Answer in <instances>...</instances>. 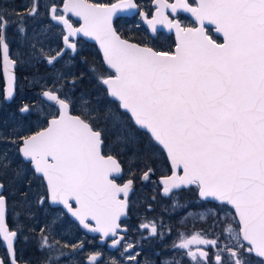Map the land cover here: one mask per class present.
<instances>
[{"label": "snow or ice", "instance_id": "snow-or-ice-1", "mask_svg": "<svg viewBox=\"0 0 264 264\" xmlns=\"http://www.w3.org/2000/svg\"><path fill=\"white\" fill-rule=\"evenodd\" d=\"M156 3V16L144 18L153 32L157 24L175 30L174 52L141 47L117 34L112 17L117 8L136 9L134 0H121L119 5L111 6L67 0L63 12L80 17V28H74L63 13L58 14L56 5L51 6L50 18L67 29L62 37L67 49H77V44L69 40L71 36L82 33L93 37L100 42L115 75L97 76L99 89L95 97L81 94L73 99L77 79L82 80L84 74H73L67 64L63 70L56 69L53 87L42 95L58 106V114L34 134L24 135L17 128L10 134L0 132V143L15 146L23 160L31 163L34 173L46 181L47 195L40 197L38 204L48 200L61 204L84 228L108 237L117 235L120 218L128 214L134 181L129 179L122 185L116 182L123 168L115 156L102 150L108 147L105 133L110 126L116 145L124 148L138 144V132L143 130V135L149 137L148 146L152 141L162 145L172 162L173 174L161 181L165 195L194 185L201 199L213 198L231 205L239 217V229L231 223L224 229L231 243L221 245L219 237L210 239L201 233L179 234L171 248L186 250L184 255L194 264H248L247 255L252 254L264 264V0H199L196 7L186 0L171 5L166 0ZM166 8L190 12L200 26L183 27L179 20L164 15ZM37 14L38 0H33L23 13L0 7V52L6 63L16 64V60L8 59L6 38L13 24L46 64L55 69L62 59V50L48 55L35 32L29 40L26 19ZM12 16L14 20H10ZM205 22L223 34V43L207 34ZM69 76L72 79L66 92ZM13 84L10 75L7 99L13 96ZM76 106L79 115L72 114ZM30 110L28 105L19 109L21 113ZM13 163L8 150H0V176H6L9 170L17 177L24 176L23 164L13 168ZM150 172L151 168L141 179H149ZM4 191L5 185L0 182V243L9 253L8 264H18L14 241L22 228L18 225L10 230L5 222ZM21 195L25 197L24 213L30 215L28 193L21 190ZM181 207L186 205L177 199L173 208ZM89 218L95 221V227L88 223ZM140 227L150 228L151 236L162 237L155 222ZM49 240V234L41 229L40 247L51 253L47 264H60V257L66 255L64 248L83 247L82 243L70 246L54 238L51 243ZM121 240L123 237L113 240V245ZM193 244L198 246L195 250L190 247ZM201 245L214 251L210 254ZM132 248L131 243L124 245L125 252ZM138 255L129 252L126 258L130 264H139ZM99 256L90 255L91 264H98ZM160 256L159 264H179L175 257L165 259L163 252ZM0 264H5L3 259ZM111 264L118 262L112 260Z\"/></svg>", "mask_w": 264, "mask_h": 264}, {"label": "flooded vegetation", "instance_id": "flooded-vegetation-1", "mask_svg": "<svg viewBox=\"0 0 264 264\" xmlns=\"http://www.w3.org/2000/svg\"><path fill=\"white\" fill-rule=\"evenodd\" d=\"M188 1L190 2L191 0ZM63 2L64 0H62L61 5L63 4ZM195 3L197 4L196 1ZM195 3H193V5H195ZM6 5L9 4L8 3L5 4L3 0H0V7L6 8L9 12L11 10V6L5 7ZM53 5L57 6L59 10L58 14L63 13L60 10L61 5L51 4L50 8ZM26 8L27 7L25 5L23 9ZM68 18L74 23L75 26L80 24V22L75 20L71 15H68ZM10 20H12L11 17ZM45 20L48 21V19ZM48 22L52 26L55 25V23L51 18L50 21ZM56 25L61 28V31L58 36L54 35V31L52 29H50V31L47 34H41L37 30L39 29L38 25L36 27L37 29H35V33L40 35L41 44L45 48V51L48 53V55H55L57 51H61L64 48V42L62 39L64 35L63 27H61L58 24ZM35 26L36 25L33 24L31 27H35ZM31 30L33 31V29ZM43 36H46L47 40H49L48 43L43 42L42 40ZM6 38H7V43L9 44L10 57L13 60H16V66H15L16 87H15L14 98L12 99L11 102L7 103L5 101V89H4L5 82H4V75L2 69V52H0V97H2L5 101L4 107L2 109L3 112L0 113V115L4 116L5 121H7L6 125L3 127L4 131L2 132L1 130V132L5 134H10L13 128H17V122H16L17 120L21 122L24 126L26 125L29 126L24 130H20L22 134L24 135L34 134L35 132L40 131L41 129L46 127L47 121L50 118H52L54 115L58 114L59 111L58 108L45 101L41 96V92L53 87V76L55 70L56 69L63 70L64 66L68 64L70 58H72L71 60L72 63L74 62L71 69L73 72H75V67H76L75 58L78 56V51L81 52L80 49L81 37L72 40L74 43L77 44L76 51L73 52L72 50L67 49L64 52L62 59H60L59 63L55 65V69H53L52 66L46 64L45 58L40 55L39 58L36 60V62L34 64L32 63L33 65L28 64L30 62H28L27 64L21 63L19 59V53L21 52V50H23V54L26 57L31 52V47L25 41L24 37L21 34H18L17 30L14 28V24L7 29ZM28 38L29 40L32 39L30 35H28ZM39 46L40 45H38V47ZM42 104L51 108L55 107L57 113L54 114L53 112H49V113L47 112L43 116L42 113L38 110L39 105ZM25 105H28L31 110L28 113H21L19 109ZM19 113L22 115V117L16 116ZM12 117L14 118L12 119ZM1 144L2 143H0V145ZM12 148L15 149V146L8 145L6 149L9 152L10 158L14 161L13 168H16L17 165L23 164L24 168L26 169V172L24 176L17 177L14 171L9 170L8 174L6 175L7 177L1 176L0 181L4 183V185L9 183L10 187L12 184V187L15 188L14 196L18 198H25L21 195V190L26 191L28 193L27 197L35 198V203H33L30 199L27 200L28 203H31V205L28 206L30 208V215L24 213V209H23L24 203H22L21 212H18V215L12 218H10L8 215V202H7L6 221L9 226V229L16 230L18 225L22 228V231L18 233V238L16 239L15 242V251H16L15 259L19 264H47V257L51 254L49 253L48 250L46 251H43V249L38 250L36 248L37 246L34 247L35 245L30 249L29 247L26 248L24 246L25 244L28 245L26 243L27 240L25 241L24 237L28 239V237H30L32 233H34L37 237L41 233V229L46 230V234H49L51 242L54 238L55 240H59L61 242V245L68 244L71 246L76 243H79V245L81 243L83 244V247L78 248V250L76 251H70V248L62 249V251H64L66 255L60 257V264H69L71 260L72 263H75V260H73V258L74 256H77V252L81 253V259L85 264H87V259L90 257V255L96 253H100L98 264H111V262L107 263L104 261L108 252L118 257L119 260H116L118 264H130V262L126 258L127 256L121 255L122 252L125 254L131 252L132 254L135 255L136 253L140 252V248H139L140 244H149L150 246L156 244L155 243L156 236L150 235L149 228L143 229L140 227L141 224H138L137 222L134 223V214H132L133 206L131 200L133 193L129 198L128 214L125 218H123L120 221L121 226L126 228V232L121 233L120 231H117V235L108 237L104 243L100 242L101 239L100 235H90L84 229H82L80 224L74 221L69 216V214L63 209V207L52 206L49 200L46 201V203L43 205L38 204L36 201L40 197H45L47 195L46 182L45 180H43V178L39 176V174L34 173V169L31 163L24 161L23 158L16 151V149L14 150V152H12L11 151ZM156 175L157 172L154 170L153 175L145 183H150L155 181L156 184H159L158 177L167 174L159 173V175L157 176ZM5 177L7 180L5 179ZM122 182L123 179H118V183H122ZM5 196L7 198V195ZM56 212H59L60 214ZM89 224L93 225L94 223L89 221ZM11 225H13L14 229L10 228ZM75 232L81 234V237H79L80 239H77L76 241L71 240V236ZM120 234H123V240H121L120 244H118L116 248L114 249L111 248L113 246V240L119 239ZM23 235L24 237H22ZM127 242L133 244L134 248L128 249V251L125 252L123 246ZM20 248L23 250L22 252L26 257H23ZM144 250L145 248H142V252ZM148 250H150V247ZM157 253L159 252L157 251ZM0 256L4 260L5 264H8L9 256L7 250L4 255L0 254ZM137 260L140 264L141 263L140 254L137 256ZM153 263L157 264L155 261H153Z\"/></svg>", "mask_w": 264, "mask_h": 264}, {"label": "rangeland", "instance_id": "rangeland-1", "mask_svg": "<svg viewBox=\"0 0 264 264\" xmlns=\"http://www.w3.org/2000/svg\"><path fill=\"white\" fill-rule=\"evenodd\" d=\"M3 1L5 2V4L8 3L11 7L16 8L19 13H23L25 11V9H22V7H24L26 5V7L29 8V7L32 6V3H33V0H19V1L18 0H3ZM92 1H95V2H98V3H106V2L108 3V2H113L114 0H92ZM195 1L196 0H191L190 1L191 3L189 1H188V3L193 4V3H195ZM61 3H62V0H38V14H37V16L35 18L28 17L26 19V27L28 29L27 35H30L32 37L33 33L35 32V29H37L36 27L38 25L39 29H37V30L41 34H47L50 31V29H52L54 31V35L58 36L60 31H61V28L59 26H57L56 24L54 26H52L48 22V21H50L49 8H50L51 4L61 5ZM152 5H153V3H152ZM195 5H196V3H195ZM154 8H155V6L153 5V9H152L151 13L153 12ZM151 13H147V16H150ZM11 18H12V20L15 19L14 16H12ZM125 18H129V17L118 18V20H120V21H118V23H119V25H120V27L122 29H124V27L133 28V27L136 26V23L133 20L126 21ZM178 18H179L180 22L182 23V25H184V26H187V25L188 26H193V27L196 26V24L189 17H187L185 15H178ZM45 19H48V21H46ZM33 24L36 25V26L35 27H31ZM14 28L16 29L15 25H14ZM31 29H33V31ZM207 31L210 34V36H212L213 38L216 39V36L213 34L212 29L210 27H207ZM81 39H83V38H81ZM42 40L45 43H48V41H49V40H47L46 36H43ZM83 48H88V47H85L84 41L81 40V46H80L81 52L83 51ZM38 58H39V53L38 52H34V50L32 48H31V52L26 57L23 54V50H21V52L19 53V59H20L21 63L27 64L28 62H30L28 64H32V63L34 64ZM71 60H72V58H70V60L68 61L67 65L70 66V70L74 74V72L71 69V67L74 64V62L72 63ZM89 69H91L93 71V67L89 68ZM89 69L86 68V73H87L88 77H89V74H88V70ZM95 73H96L97 76H104V77H107V76H110V75H115V72L110 70L109 68L107 70H102L100 65H99V67L98 66L95 67ZM97 76H95L96 78H92L94 80L92 85H91L92 87L96 85ZM71 79H72V76H69L68 77L69 84L64 88V91H66V92L68 91V89L70 87ZM84 79L85 78H83L82 80H84ZM82 80H81V85L84 86L83 83H82ZM79 84H80V82L78 83V79H77V86H79ZM56 86L58 88L60 87L59 85H56ZM94 88H95V90L91 89L89 92L81 90V94L95 97V95H96V93H97L99 88H97V87H94ZM70 93L71 92H69V95H71ZM80 96H78V97L73 96V99H77ZM4 104H5L4 99L2 97H0V113L3 112L2 109L4 107ZM38 110L42 113L43 116L47 112L48 113L49 112H53L54 114L57 113V110H56L55 107L51 108V107L45 106L43 104L39 105ZM74 110H79V107L76 106V108ZM16 116L22 117V115L20 113L18 115H16ZM13 118L14 117H12V119ZM6 122L7 121H5L4 116L0 115V132H1V130H2V132L4 131L3 127L6 125ZM16 122H17V129H19V130H24L27 127H29L28 125L24 126L21 122H19L17 120H16ZM108 133H109L111 139L115 142V133L111 130L110 126H109ZM154 143H155V141H154ZM8 145L12 146L11 144H1L0 145V150L6 149ZM14 150H15L14 148L11 149L12 152H14ZM150 154L152 156H156V152H152ZM164 154H165V152H164ZM159 156L161 158H157V159H162V154H160ZM133 157H137L136 154H134ZM130 158H132V157H130ZM167 161H168V159H167ZM129 163H131V161H129ZM168 164H169V162H168ZM157 168H159L160 174L161 173L169 174L171 172L170 164L167 167V165L162 160H158ZM130 169L135 171L137 169V167H135V166H133L131 164V168ZM157 175H159V172L157 173ZM6 177H5V179H6ZM0 178H1V176H0ZM124 179H127V177H125ZM131 179H133V178H131ZM134 181L136 183H138L137 184V190L135 191V193H133V195L131 197L132 206H133L132 207V214H134V223L137 222L138 224H142V223L155 222L157 227H158V232L162 234L161 238H164L167 234H169V235L174 236L177 239L176 241L178 242V235H179L175 231H173L172 229H170V231L162 229L163 223H160V220L157 219L156 216L153 215L154 211H157V210H159L161 208L166 213L170 212L171 215L173 214L176 217L177 223L184 225L186 230H189L192 227V225L197 222L196 223L197 227L198 226L199 227L200 226L203 227V228H201L202 231H203L202 235H205L207 238H210V239H216L217 237H219L221 245H223L225 243H231L226 238V234L224 232V229H225V227L227 226L228 223H231L233 228L239 229V223L237 221L235 213L229 207L228 208H226V207H216V206H213L209 201H208L209 202L208 204H199V201L201 199L197 195L198 199H197V201H194V204L197 205V206L192 208V209H190V210H187L184 214H182V211H183L184 207L173 208V204H174V202L177 199L179 200L180 204L187 205L186 202L185 203L181 202V197L182 196L180 194V190L179 191H173L174 193L169 197V199L167 201L162 202L164 206H166V205L169 206L168 208H165V207L159 206L160 205L159 204V200L157 202L156 197L152 196V195H150L148 193L149 191L154 190L156 193L161 194L160 193V189H161V185L160 184H156L155 181L154 182H150V183H139V179H136ZM3 194L7 195L8 215H9V217L10 218L16 217L18 215V212H21V205H22V203H24L25 198H18L16 196H14L15 195V188L12 187V184H11V187H10L9 183L5 185V191L3 192ZM26 199L27 200L30 199L33 203H35V198L27 197ZM203 201H207V200H203ZM216 204H220V203H216ZM29 205H31V203H28V206ZM23 209H24V207H23ZM169 209H170V211H169ZM56 213L60 214L59 212H56ZM210 213H215V215H211ZM202 215H206L208 218L206 220H201L199 218V216H202ZM214 216L220 217L221 221L219 222V220L217 218H214ZM235 221L238 223V226L235 225ZM206 222H207V224H206ZM10 228L14 229L13 225H11ZM195 233H200V232H198V231L197 232L188 231V232H184L182 234L190 236L191 234H195ZM22 237H24V235ZM79 237H81V234L75 232L74 234H72L71 240L76 241L77 239H80ZM156 237H159V236H156ZM24 239H25V241L27 240L26 243L28 245H30L29 249L35 245L34 247L37 246L36 248L38 250L39 249H43V251L47 250L46 248H41L40 247V244H41V233L37 237H36V235L34 233H32L31 236L28 237V239L26 237H24ZM49 242L51 243L50 240H49ZM127 243H129V242H127ZM127 243H125V244H127ZM74 245H79V243H76ZM190 247L193 250H195L198 246L193 244ZM199 247L206 248V246H203V245H201ZM139 248H140V252H139L140 257L143 258L142 257V253H143L142 252V248H143V246L140 244ZM76 250H78V248L75 249V250L70 248V251H76ZM174 250H176V249H174ZM206 250H208L210 252V254L214 251L211 248H206ZM20 251H21L23 257H26L23 254V252H22L23 250L21 248H20ZM176 251H179V250H176ZM183 251H186V250H183ZM5 253H6V249L2 246V243H0V254L4 255ZM125 255L127 256L128 254L124 253L123 256H125ZM73 260H75V263H72V260H71L69 262V264H85V263H83V261L81 259V253H79V252H77V256H74ZM112 260L116 261V260H119V259L114 254H111V253L108 252L106 257H105V259H104V261L107 262V263L108 262L110 263ZM247 261H248V264H259V258H257L254 255L253 256L252 255H247ZM146 262H147V264H154L153 262H151V260L146 261ZM146 262L144 264H146Z\"/></svg>", "mask_w": 264, "mask_h": 264}, {"label": "trees", "instance_id": "trees-1", "mask_svg": "<svg viewBox=\"0 0 264 264\" xmlns=\"http://www.w3.org/2000/svg\"><path fill=\"white\" fill-rule=\"evenodd\" d=\"M136 2L139 5L141 10H144L147 13H151V11L153 9L152 0H136ZM7 6H10V5H6L5 7H7ZM22 9H23V7H22ZM9 12H18V10L16 8L11 7V10ZM125 20L126 21L133 20L136 23V26L133 28L124 27V29H122L118 23V21H120V20L116 19L115 20V26H116L117 30L119 31V33L123 37L130 39L132 41L144 44V45L151 46V47H153L159 51L173 52L174 45H175V43H174L175 39H174L173 35H168V34L163 33V32H158L157 36L153 37L148 32V30L145 28L139 14H136V15L129 17V18H125ZM81 40L84 41L85 47H88V48H83L82 52L78 51V56L75 58L76 67H75L74 74L83 73L84 74L83 78H85V79L82 80V83L84 86L81 85V82H80L81 80L78 79V83L80 82V84L74 90L75 97H78L81 95V90L89 92L91 89L95 90L94 87L99 88L97 82H96L95 86H93V87L91 86L93 81H94L92 78H96L95 76H97L95 73V67H97V66L99 67V65H100L102 70L108 69L107 67H105L102 55H101L100 51L98 50L97 46L94 43L85 41L83 39H81ZM92 67H93L94 71L89 69ZM86 68L89 69L88 70L89 77L86 73ZM70 94L72 95V93H70ZM73 113L80 114V111L79 110H73ZM138 136L140 137V142L138 144H129L127 147L121 148V147L117 146L116 143L111 139V137L107 131L105 133V145H107L108 147L106 149H103V150L105 151L106 154H111L119 160V162L121 163V165L124 169V177L133 178L134 180L139 179V182H140L141 175L143 174L144 171H146L149 168L154 169L157 173L158 172L160 173L159 168H157L158 160L164 161V163L167 165V167L169 164H168L166 155L164 154L162 149L157 144L154 143V141H152L151 145L148 146L149 145V137L143 135V130H139ZM152 152H156V156H152L150 154ZM134 154H136L137 157H133ZM160 154H162V159H157V158H161L159 156ZM130 157H132V158H130ZM129 161H131V163H129ZM131 164L133 166L137 167V169L135 171L130 169ZM148 193L152 196H155L157 199V202L159 200V204H160L159 206H162L165 208L169 207L168 205L164 206L162 202L167 201L171 195L169 197H165L159 193H156L154 190H151ZM180 194L182 196L181 202L182 203L186 202V204H187L186 207L183 208L182 214H184L187 210H190V209L197 206L194 204V201H197V199H198L196 186L184 188V189L180 190ZM209 202L213 206H216V207L228 208V206L225 204H216V203L211 202V201H209ZM209 202L200 200L199 204H208ZM169 211H170V209H169ZM167 213L165 211H163L162 208L153 212V215L156 216V218L160 220V223H163V227H162L163 230L172 229L177 234H180V233L182 234V233L188 232V231H192V232L198 231L201 234H203V231L201 229L203 227H201V226L197 227V225H196L197 222L194 223L189 230H186L184 225L177 223L176 217L173 214L171 215L170 212H167ZM214 218H217L219 220V222L221 221L220 217H218V216H214ZM206 224H207V222H206ZM235 225L238 226V223L236 221H235ZM176 240L177 239L174 236L167 234L164 238L156 237V240H155L156 244H154L152 246H150L149 244H141L143 246V248H145V250L142 253L143 258H141L140 264H144L146 261H149V260H151V262L156 261L157 264H159V260L161 259V256H160L161 252L164 253L163 258H165V259H172L173 257H175V259L179 261V264H194V262L191 261V259L189 257L184 255L185 251H183V250L176 251L173 248H171L172 242L176 241ZM149 247H150V250H148ZM157 251L159 253H157ZM253 255L254 254H252V256Z\"/></svg>", "mask_w": 264, "mask_h": 264}, {"label": "water", "instance_id": "water-1", "mask_svg": "<svg viewBox=\"0 0 264 264\" xmlns=\"http://www.w3.org/2000/svg\"><path fill=\"white\" fill-rule=\"evenodd\" d=\"M87 2L90 3V4H95V5H107V6H111V5H119V4L121 3V0H117V1H115V2H113V3H108V4H99V3L90 2V1H88V0H87ZM196 2H197V4H198L199 0H196ZM65 3H67V0H64L63 4H62L61 7H60V10H61L62 12H63V7H64V4H65ZM134 3L137 4V2H136L135 0H134ZM152 3H153V5L155 6V8H154V10H153L151 16H147V13H146L145 11H143V10L141 11L139 6H138L136 9H121V8H117L115 14H114L113 17H112V26L115 28L114 20H115L117 17H121V16H124V17H131V16H133V15H135V14H137V13H140V15H141V17H142V21H143V23H144V26L146 27V29L149 31V33H150L152 36H156V35H157V32H159V31H163V32H165L166 34H169V35L172 34V35L174 36V39H175V47H174V51H175L176 44H177V37H176V34H175V30H171V31H170V30L167 29V27H166L165 25H163V24H157V25H156L157 31H156V32H153L151 26L147 23V19L144 18L145 16H147L148 19H153V18L156 16V12H157V10H158V6H157V3H156V0H153ZM166 3L169 4V5H171V4H175V3H176V0H173V1L166 0ZM186 3H188L187 0H186ZM188 4L191 5L190 3H188ZM197 4H196V5H191V6L196 7ZM137 5H138V4H137ZM163 12H164V15L167 16L169 19H177V20H179V18L177 17V15H178L179 13L185 14V15H187L188 17H190V18L192 19V21L196 24V26H194V27H193V26H183L182 23H181V25H182L183 27H185V28H197V27L200 26V25H199V21H197L196 18H195L190 12H186V11H184L183 9H179V8H178V10H177L176 12H172L171 8H166V9H163ZM63 15H65V17L69 20V22L72 24V26H73L74 28H80V27L83 25V20H82L80 17H77V16H75L74 14H72V13H70V12H63ZM68 15H71L75 20L79 21L80 24L75 26V25L73 24V22L68 18ZM179 21H180V20H179ZM53 22H54L55 24L61 25V26L63 27L64 35L67 33V29H66L62 24H60V23H58V22H56V21H54V20H53ZM207 27L212 28V30H213V34H214L215 36L221 38V41H217V40L214 39L213 37H212V39L216 40L218 43H223V34H222V33H218V32L215 31V25H212V24H209V23L205 22V29H206V31H207ZM115 29H116V28H115ZM116 31H117V30H116ZM117 34L121 37V39L127 40L129 43H134V44H137V45H139V46H141V47H150V48H153V47H151V46H147V45H144V44H140V43L134 42V41H132V40H129V39H127V38H124V37H123L118 31H117ZM207 34L209 35L208 31H207ZM79 37L83 38L84 40H86V41H88V42H91V43L96 44L98 50L100 51V53H101V55H102L103 62H104V64H105V66H106L107 68H109L110 70H112V71L115 72V70L112 69L111 66L107 64L106 59H105V56H104V51H103V49L101 48V46H100V42H99V41H97V40L94 39L93 37H86V36H84L82 33H78V34H76V35H74V36L69 37V40H70V42H73L72 40H74V39H76V38H79ZM153 49L156 50L155 48H153ZM66 50H67V46L64 44V48L62 49L63 53H64ZM156 51H158V50H156ZM174 51H173V52H174ZM8 59H9V60H13V59L10 57V54H9V56H8ZM15 66H16V64L12 65V64H8V63H6V61H5L4 57H3V54H2V69H3L4 82H5V87H4V89H5V101H6L7 103L11 102L12 99L14 98V96H15V87H16V70H15ZM10 75L14 77V84H13L14 91H13V96H12V98L7 99V98H6V92H7V88H8V79H9V76H10ZM110 76H112V75H110ZM107 77H108V76H107ZM45 91H46V90H45ZM42 92H44V91H42ZM42 92H41V96H42V98H43L45 101H47L48 103L54 105V102L48 101L47 98L44 97V96L42 95ZM54 106H55V105H54ZM56 107L58 108V106H56ZM58 110H59V109H58ZM72 114H73V115H77V114H74V113H72ZM50 119H51V118H50ZM50 119H49V120H50ZM46 127H47V126H46ZM44 128H45V127H44ZM41 130H42V129H41ZM155 143L158 144L157 142H155ZM158 145H159V146L162 148V150L165 152L166 157H167L168 162H169L170 167H171V172H170V174H168V175H163V176L158 177V182H159V184L161 185V194H162L163 196H165V197H168V196H170V195H165V194L163 193V190H162V189H163V186H162L161 181H162V178H163V177L171 176V175L173 174L174 168H173V165H172V162H171L170 158H169L168 155H167V150L164 149L162 145H160V144H158ZM122 168H123V167H122ZM146 171H148V169H147ZM146 171H144V172H146ZM144 172H143V173H144ZM153 173H154V171H153V169H152V172L149 173V179H150V177L153 175ZM180 174H182V173H180ZM122 175H123V172H122L119 176L115 177L117 183H118L117 179H119ZM142 175H143V174H142ZM141 177H142V176H141ZM129 179H131V178H128V179H126L124 182H122V183H118V184H121V185H122V184H124L125 182H127V180H129ZM149 179H147V180L140 179V182H141V183H144V182L148 181ZM132 180H133V179H132ZM133 181H134V180H133ZM0 182H1V181H0ZM45 182H46V181H45ZM193 186H194V185H193ZM133 187H134V191H135V189H136V184H135V182H134ZM190 187H191V186H190ZM188 188H189V187H188ZM134 191H133V192H134ZM173 191H177V190L174 189ZM133 192L129 193V197H128V199L130 198V196H131V194H132ZM198 197H199V196H198ZM199 198H200V197H199ZM200 199H201V198H200ZM201 200H203V199H201ZM207 201H212V202H214V203L225 204V203H223V202H221V201H219V200L213 199V198H209V199H207ZM49 202H50V204H51L52 206H61V207H63V209L69 214V216H70L74 221H76V222L79 223L78 219L75 218V217H73V216L71 215V213H69V212L67 211V209H66L63 205H61V204H54V203H52L50 200H49ZM72 203H73V207H78V205L75 204V202H72ZM225 205H227V204H225ZM227 206H229V207L234 211L235 216H236V218H237V221H238V223H239V217H238V214L236 213L234 207H232L231 205H227ZM6 216H7V210H6ZM125 217H126V216H122V217L120 218V221H121L123 218H125ZM89 221H91V222L94 223L93 225L90 224L92 227H95V226H96V223H95L94 220H91V219L89 218L88 223H89ZM120 221H119V223H120ZM5 222H6V224H7L6 219H5ZM79 224H80V223H79ZM7 225H8V224H7ZM80 226H81L82 229H84V230H85L88 234H90V235H100V236H101V239H100V242H101V243H104L105 240H106L108 237L113 236V235L110 234L108 237H104V236H103V233H100V232H92V231H90L89 229L84 228L81 224H80ZM8 227H9V226H8ZM239 227H240V223H239ZM117 231H120L121 233H124V232H126V228L121 226V228H120V229H117ZM120 237H123V234H120L119 239H120ZM15 242H16V240L14 241V248H15ZM245 243H246V242H245ZM2 244H3V243H2ZM3 246H4V248L6 249V247H5L4 244H3ZM117 246H118V245H113L111 248L114 249V248H116ZM15 252H16V251H15ZM7 253H8V251H7ZM8 256H9V253H8ZM15 258H16V256H15ZM99 258H100V256L98 257V259H99ZM0 259H2L1 256H0ZM18 264H19V263H18ZM87 264H91L89 258L87 259Z\"/></svg>", "mask_w": 264, "mask_h": 264}, {"label": "bare ground", "instance_id": "bare-ground-1", "mask_svg": "<svg viewBox=\"0 0 264 264\" xmlns=\"http://www.w3.org/2000/svg\"><path fill=\"white\" fill-rule=\"evenodd\" d=\"M24 246H25L26 248H28V247H29V246H28V245H26V244H25Z\"/></svg>", "mask_w": 264, "mask_h": 264}]
</instances>
